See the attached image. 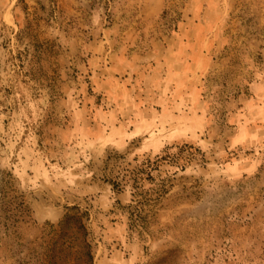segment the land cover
Wrapping results in <instances>:
<instances>
[{"label": "rangeland", "instance_id": "obj_1", "mask_svg": "<svg viewBox=\"0 0 264 264\" xmlns=\"http://www.w3.org/2000/svg\"><path fill=\"white\" fill-rule=\"evenodd\" d=\"M0 0V264H264V0ZM171 19H177L175 24Z\"/></svg>", "mask_w": 264, "mask_h": 264}, {"label": "trees", "instance_id": "obj_2", "mask_svg": "<svg viewBox=\"0 0 264 264\" xmlns=\"http://www.w3.org/2000/svg\"><path fill=\"white\" fill-rule=\"evenodd\" d=\"M19 3L23 4L24 0ZM177 19H171L170 23L175 24ZM88 214L83 212L79 207L67 208V214L60 226L63 230L74 235L76 242H81V250L78 254L86 258L85 264H94L93 244L89 241V233L85 221Z\"/></svg>", "mask_w": 264, "mask_h": 264}]
</instances>
